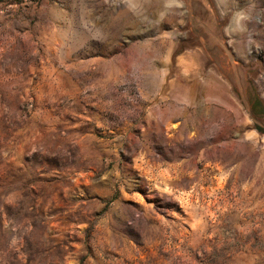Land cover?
<instances>
[{"label": "rangeland", "instance_id": "1", "mask_svg": "<svg viewBox=\"0 0 264 264\" xmlns=\"http://www.w3.org/2000/svg\"><path fill=\"white\" fill-rule=\"evenodd\" d=\"M0 264H264V0H0Z\"/></svg>", "mask_w": 264, "mask_h": 264}, {"label": "bare ground", "instance_id": "2", "mask_svg": "<svg viewBox=\"0 0 264 264\" xmlns=\"http://www.w3.org/2000/svg\"><path fill=\"white\" fill-rule=\"evenodd\" d=\"M251 45V44H250ZM180 124L178 122H171L170 128L172 132H175L179 128Z\"/></svg>", "mask_w": 264, "mask_h": 264}, {"label": "water", "instance_id": "3", "mask_svg": "<svg viewBox=\"0 0 264 264\" xmlns=\"http://www.w3.org/2000/svg\"><path fill=\"white\" fill-rule=\"evenodd\" d=\"M252 102H254V101L252 100Z\"/></svg>", "mask_w": 264, "mask_h": 264}]
</instances>
